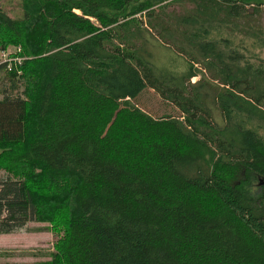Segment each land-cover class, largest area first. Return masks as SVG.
Returning <instances> with one entry per match:
<instances>
[{
	"label": "trees",
	"instance_id": "trees-1",
	"mask_svg": "<svg viewBox=\"0 0 264 264\" xmlns=\"http://www.w3.org/2000/svg\"><path fill=\"white\" fill-rule=\"evenodd\" d=\"M18 1L0 235L48 224L37 264H264V0Z\"/></svg>",
	"mask_w": 264,
	"mask_h": 264
},
{
	"label": "rangeland",
	"instance_id": "rangeland-1",
	"mask_svg": "<svg viewBox=\"0 0 264 264\" xmlns=\"http://www.w3.org/2000/svg\"><path fill=\"white\" fill-rule=\"evenodd\" d=\"M0 7L9 16H20L21 9L18 0H0ZM78 13V11H75ZM261 28L264 32V10L260 16ZM157 55V52H155ZM264 58V47L259 52ZM195 77L192 81H196ZM3 77L0 75V86ZM134 104L153 117H160L164 114L175 115L177 112L167 103L163 102L151 89H145L134 100ZM212 104V102H211ZM213 106V105H212ZM214 121L222 123L220 113L217 109H212ZM7 174L0 171V182L6 178ZM57 235L51 232L46 223L28 222L25 227L17 233L0 235V264H37L48 260L49 253L53 249Z\"/></svg>",
	"mask_w": 264,
	"mask_h": 264
},
{
	"label": "built area",
	"instance_id": "built-area-1",
	"mask_svg": "<svg viewBox=\"0 0 264 264\" xmlns=\"http://www.w3.org/2000/svg\"><path fill=\"white\" fill-rule=\"evenodd\" d=\"M19 52V47H7L6 49L0 50V64L5 65L8 70L20 65L25 58L19 56Z\"/></svg>",
	"mask_w": 264,
	"mask_h": 264
}]
</instances>
